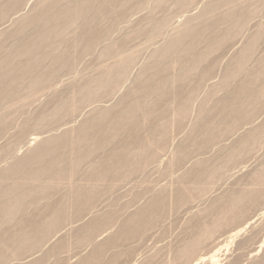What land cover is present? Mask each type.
Segmentation results:
<instances>
[{
    "label": "bare ground",
    "instance_id": "obj_1",
    "mask_svg": "<svg viewBox=\"0 0 264 264\" xmlns=\"http://www.w3.org/2000/svg\"><path fill=\"white\" fill-rule=\"evenodd\" d=\"M3 1L5 2V0H2V2ZM40 1L39 2L36 1V2L40 3ZM122 1L123 0H44L38 6L36 3L37 7H35V9H34L35 5L32 6L33 8L32 7L31 8L34 10H32V12L30 14H29V12L26 13V15H25V13L24 14L22 13V11L24 10V7H25L24 6L25 2L23 3V0H9V1H7V3L5 2L4 5L0 4V34L3 33V31L1 32V30H3L4 28L7 29V27L5 25H4V28L1 29L3 24L8 23L7 22V21H9V20H7L8 18L12 19L10 13L17 15V17L16 16L15 17L17 19H19V21H18V20H15V18H14L15 21H18V23H16V24H18L17 27L15 24V21L13 22V20H11V22L13 24H15L13 26L16 27V28L13 27L14 31L12 33L9 31L7 32L8 29L6 30V32L8 34L11 33V37H14L12 39H15V41H12L13 42L12 43V42H10L11 40H8L9 43H12L9 46L10 51L8 52V54L9 53L10 54L9 55L7 54L8 49L7 50L3 49L4 50L3 52L6 53L7 56L5 55L4 58L2 57L3 59L0 58V106H4V107L6 106V108H8V106H10V104H14V102H13L14 100L16 102L17 99L19 100V99L23 98L21 100L24 101V99H27L30 96V94L32 95L33 92L38 91V89L40 90V88L47 87L49 83H51V85H52L55 82L54 81L52 83V80L53 79L55 80V78L57 79L58 75L61 73V71L63 69L66 72H67V70H65V69H69V71H70V69H73V68H69L71 66H74V65H70V63L74 64L77 61L78 57H80V56H78V54L82 53L84 55L83 52H85V54L88 55L89 52L92 51L91 48H93L94 43L97 44L98 42H102V40L104 38L107 39L106 37H109L107 35L111 34L110 31L113 30L115 27L117 29V25L114 26V22L111 23L113 25L110 24L111 26H113V29H111V27H110V29H111L110 31L108 29V26H110V25H106L107 28L106 27L103 28L104 23L105 24L108 23V22L107 23L104 22V21H106V19L103 21V18H105V16H108L111 14L113 16L115 14V18H116L117 12L114 13L113 11H117V10L120 11L123 8ZM164 1L165 0H158L157 4L156 3L155 4L157 7H160L164 3ZM194 1H196V0H194ZM199 1H201V0H199ZM231 1H233V0H231ZM125 2L127 3V1H125ZM209 2H207V4ZM215 2L217 3V0ZM235 2L236 3L230 8V10L228 12L224 13L225 12L224 11L223 12L224 14L221 13L222 16L221 15H219L217 17L213 16L214 18L212 16H210V14L213 13V12H211V10H212L211 7H214L212 5L214 3H212V1H211L210 3H212V4L209 3V6H207V4H205L206 6L203 5L204 6L203 10L201 9V12L198 14V16L196 18V20L198 21L197 24H194V25H190V24L185 25L184 24L185 26H183V27L178 26L179 29H177L176 34H175V30H174L173 37L171 36L170 39L168 38L169 40H167L165 44L163 43L164 45H162L161 47H158V48L156 47L157 49L155 48L153 58L155 57L154 59L156 61L147 64L144 68V76L143 77L140 76L143 74L137 75L139 78L136 79V83H135V79H132L134 82L131 83L132 86L134 84L135 85L137 84L138 85V86H136L137 89H138V87H141V86H142V88H143V86L148 88L149 93L152 95V97L154 99V102H153L151 107H145L143 105V104H145L144 103L145 101L143 99L144 97H142V96L145 93L140 92V93H142V96H141L143 99V103H142L140 100L141 98L138 97L139 95L137 96V94H139V93L136 94V92H137V91H135L136 89H134V92H133V90H129L130 88H127L130 91V93H127L128 90L125 88L127 90L126 91L127 95L124 97L122 96L123 97V98L121 97L122 99L118 98L120 100V102L118 101L120 104L119 106L117 105V102L116 103L114 102L116 104V108L117 107L119 108L116 111H115V109H114V111H112L113 109L111 107L113 106V104H111L112 106L109 107L112 109L111 110L108 108V106L106 104H104L103 101L99 100L101 98H102V100L107 99V98H111V97L113 98V95H115L116 91H117V90L116 91H113V90L115 88H117V86L119 84H124V82L129 80L128 79L129 77H127L129 75L128 71H130V67L131 66L133 67L135 64L134 63V57L136 55L134 56V55L129 54V56H127V54H124V56H123V55L117 54V50L121 49V47L116 48L117 50L115 49V52L113 50V52L116 53L117 56H115L116 54H114V55L111 54V52H112L111 46L114 45V46L118 47L117 44L119 42L117 44H113V42H112L111 43L112 45L109 44L108 47L109 46L110 47L106 48L105 50L103 49L105 47H102L103 53L101 55V53L99 52V54L101 55L100 58L104 59L105 56H111L112 55L115 57L114 58L111 56L114 61L111 60L112 59L111 57H105V58H110L112 63L110 65L101 64L102 69L100 68V66L97 65V67H99L100 69L96 67V69L99 70L96 72V74H97V75H95L96 77L92 76L93 79L91 77V80L88 82V80L90 78L89 77L86 80L87 83H85V84L83 83L84 80L82 82H80V84H78V85L81 86V84H83V86L80 89L77 88V89H79L78 91L76 90V92L78 94L75 93V95H73L75 91H72L73 97L76 96V94H77L76 97L73 98L72 95L69 96L66 93V91H67L66 86L62 85L64 88H66V91L63 90V92H65L67 94V95L66 94L65 95L67 96V98L69 97V99H70L69 101L72 102L73 104H74V102H77V101L78 102L80 101L81 103L82 102L86 103L87 101H89V103L92 104V102L97 100V102L98 101H101V103L103 102V105H101V103L98 102V106H94L96 103V101H95L93 103L94 105L92 104V106H94V107L91 106V111L87 110V113L93 112L92 113L93 115L91 114V116H88V114L87 115L84 114V116L89 117V118L87 117L88 119H86V121L84 120L85 121L84 123H82L83 120L79 117L80 115H82V112H81L82 110H80V108H77L78 110H80L79 111L80 115H78L79 114L78 110H77L78 113H76V115L81 119V122H80L82 124L81 128L79 126V129L77 131L74 129H72V131L66 130V132H62V135L60 134L59 136H55V137L47 138L48 137L47 136V137H45L46 139L44 138V139H42V141L40 140L41 142H39L38 145L36 144L37 145L36 147H29V146H27L28 144L25 143L26 144L25 146L30 148V149H27V150H29L28 153L27 154L24 153L25 156H23L22 158L19 157V161H17V162L15 159H12V160H14V162L12 161L13 164L14 163L15 164L14 165L10 164L9 168L7 167L5 169V167H4L5 170L4 169L1 170V172L3 171V173L0 175V198H1L0 199V264H48V263H46L47 261H45L46 258L49 257V255H47L46 252H45L46 253L45 255H47V256H46L45 260H44L45 255L43 257L40 256V258H37L34 256L39 250V245L44 243L42 245V247H44L46 242H49L48 241L49 236L51 235L53 229H56V226H60V224H62V223L64 224L68 220V217L66 216V213H67L66 211L68 209L67 208L68 207L67 201L70 199V197L72 198V201H69V202H71V203L73 202V204L76 208L75 210L80 214H82L81 212L85 208L87 209L88 207H91L92 205L95 207L97 206V205H94L95 204L94 202H96L97 196L101 195V194H98L99 193L98 188L96 187L97 183H95L96 185H93L94 187L88 186L89 187V189H88V188L84 187L85 185H83V186L78 185L79 184L78 180H77L78 184L74 183L73 176L71 177V179H72L71 181H73V182H71L69 180L71 183H73V186L71 185V188L73 189V191L71 192V190H70V192H67L64 189L65 188V185H64L63 190L66 191L65 192L66 195H64V197H62L60 200L57 198L59 201H57V199L56 200L52 199V202L48 201L50 199L51 193L54 194L56 192V191L54 192L55 188L58 187L55 183L56 180L58 178L59 179L63 178L66 175H67V177H69L73 173L75 174L76 171L80 170V169H78V168H80L79 165L81 163H82V165H85V163H83V162H85V159L88 158L89 156L99 154V159H98L99 169L95 170L96 173L93 174L94 171L91 172L90 171L91 168H90L88 171L91 172L92 174H87L85 179H83L84 177H82V179L85 181H86V178L87 179H93L95 182H96V180L97 181L100 180L102 182L105 178L111 180V179L124 177V176L130 177V176H133L135 173L139 172L146 165H149V167L152 166V168H150L151 171L154 170L153 166H156L159 161H162V160H160L162 158L160 156L162 154V152L159 153V150H160V147L164 144L162 142H165V140H164L165 135L164 134L167 132L166 131L167 126H164L163 124H165V122H163V124H162L163 126L158 127L157 129L155 128L156 130L153 129L156 131L155 140L154 139H153V141L144 140L145 141L144 142L143 141L144 137L142 138V134H140V131L133 128V127L137 126V124H138L139 112L144 111V115H148V116H151L154 112H156L157 116H160V118L163 115L166 116L165 113H166L167 109H163V110L158 111V107H156V106H158L157 102H159V100L163 99V97H164L165 100L170 99L172 101L173 100L177 101V103L176 102L175 103L178 106H176L174 109L176 111V115H175L176 117L175 118L177 119L178 123L183 122V120L187 116L190 102L192 101V98H194L196 95L195 92L197 89V85L195 86L194 83L193 84L196 87V89L192 88L188 91L185 89L186 88L188 89L190 86H187L186 88H184L186 83L189 81V79L193 78V77L190 78L191 73L193 75V72H191V71L195 70L196 68H200V67L202 68L203 65L200 66L202 64V62L204 64V60L207 59V56L213 55L214 52L216 54V51H218V52L220 51V55H225V54L227 55V53L229 51L235 49L234 47H235L236 43H238V42H236L237 41L236 39H238L237 35L238 34L240 35L241 32H243L246 29L245 27L247 25V20L253 14V12L251 11L252 9L250 11H247L246 9H248V8L245 7L246 8V9L244 8L246 10L245 11L242 8V4L238 0H236ZM34 3H35V1L33 2V4ZM121 3H122V5H121ZM130 3L128 2L127 5ZM134 4H135V2H134ZM137 4H135L136 7H137ZM141 4L143 5V2ZM189 4L192 5V0H179V3H178V5H180V9H182V8L185 9V7H187ZM221 4L223 5L225 3H221ZM240 4H241V6H240ZM61 5H63V6H61ZM210 5H212V6H210ZM231 5H232V3H231ZM130 6H134V5L130 4ZM130 6L129 5L127 6L128 10L130 9ZM138 6H139V4H138ZM125 8L126 7H124L123 10H125ZM138 8H136V9H138ZM140 8H142V6ZM214 9L215 8H213V11L215 13L216 10H214ZM29 11H31V9H29ZM125 11H126V13L128 12L127 10H125ZM122 12H120V15L118 14L119 17L122 16ZM152 12H151V14H152ZM123 14H125V13L123 12ZM128 14H126V15H128ZM151 14H149V16ZM7 15H9V16L6 19ZM153 16L148 17V14H147V18H149V19L146 18L147 24L146 23H145L146 25L144 24L146 31L143 29L140 30V28H138L137 30L135 29L136 30L135 33H138L139 36H140V34H141V36L143 34H145L148 36V38L151 39V41H152V38L150 36H152V34L155 33L156 31L157 32L160 31L163 28V24H164L163 22H162L163 24L161 23V21L163 19L161 21L160 20L158 21L159 23H161V24H159L158 22H156L157 20L156 21H155V19L153 20ZM215 16H216V14H215ZM151 17H152V20H151ZM122 19L123 18L120 17V20H122ZM116 20H118V18ZM116 20H115V22H116ZM120 20H119V22H120ZM143 20H145V19H143ZM152 21H155L158 24H156L155 22L153 23ZM223 21L224 22L230 21V24L229 25L225 24V27H223L224 26ZM79 22L80 23L82 22L81 23L82 27L80 26L81 27L80 29H79V26H76V25H79ZM189 22H187V23H189ZM101 23H103V24H101ZM117 23H118V21H117ZM141 24L142 23H140V25ZM179 24H181V23H179ZM191 24H193V23H191ZM221 24H223V25L221 26ZM7 25H9V24H7ZM144 25H142V27ZM147 25H148V27H146ZM75 26L78 27L79 32H80V35H78L77 40L74 38V36L76 35V32L78 31V30L77 31L73 30V27H75ZM11 27H12V25H11ZM166 27H168V26L166 25ZM257 27L258 28H256L257 29L256 33H254L253 35H251L249 37L245 46L243 45L244 47L240 48V50H237V49H236V51L234 50V53L235 54L237 53V55H235V58L233 57L234 59L232 60V62H230V64H229V62L227 63L229 65L226 64V67L227 66L228 67L227 68L225 67L226 71H224V73H223L224 74V76H222L223 78H221V80L218 82L219 84H216L215 86H214L215 83L210 84L211 86L213 85L214 87L210 86L211 90L209 89L210 93H208L209 98H213V96H214L213 99H216L215 98V94H216L215 92H217L219 90H221V91L226 90V93L228 94V96L226 98L224 97L225 100H223L224 98L223 99L221 98L222 101L219 98H217L219 100H216V101H218V102L221 101V103L217 102V106L214 108V110L213 109L212 110L206 109L205 104L200 105V107H199V110H198L199 115L197 114L199 116V119L197 116L198 121L196 120L197 123L195 124L191 133L189 134L190 136L186 137L188 140L187 139L186 140L188 141V143L189 142L192 143L193 154L195 153V154H197V156L205 153L206 151H208L212 147H214V149H215L214 151H216V149H217V151L215 152V155H213L211 158H207V157L202 158V156H200L199 158H197L194 161H192V159H191V161L193 163L192 170L189 173H187L186 176L181 178V182L178 185L177 191H175L177 193V196H174V198L176 197L175 198L176 200H174L176 202L174 204H177V205L182 204L183 202L186 201V199H188L187 196L193 197V195H194L195 197H197L199 195V193L201 191H203L207 185L210 184V182H214V181L220 179L222 176H224L225 173L229 172L230 170H233L234 168L238 169V167L235 165L238 164L239 162L241 165L243 160L246 161V158H247L246 162L249 161V163H250V161L251 162L254 161L256 163V166L252 172H247V173H245V176L243 175V177H244L243 182L241 179L240 180L241 183L239 181L238 182L239 184L236 185L239 189L238 191H236V190H235L236 192L233 191L234 190V188H233L232 192H231V191H229L230 189H228L226 194H224V196L222 194V196H220L219 198L217 197V199H214L216 201L214 203H212V205L210 204L211 206L209 205L210 207L208 206L206 210L204 209L205 211H203V213H202V210L200 211L202 215L199 214V215H201V217L197 216V219L203 218L205 216V215H203L205 212L207 218H205L206 220H204L205 221L204 224H202L200 222L199 223L196 222L197 219L194 221H191L192 218H194V217H192V218L190 217L191 225L193 223V226H197V229L195 227L193 228V230L194 229H196V230L194 232L195 234H193V237L191 236L192 239L191 240L189 239L190 241L185 240L186 243L183 242L185 244L182 243L181 246H179L178 248L175 247L177 249L175 250V252L173 254V256H174L173 262L176 264H201L203 262L206 264H218V262H219L218 258L220 256L219 254L227 248V246H228L227 243H231V241L234 240L236 237H238L248 226H254L255 224H258V222L260 220L264 221V156L263 157H257L254 155L256 153L254 151L255 147L258 146L259 144H261V142L264 143V57L257 59L255 66L251 67V65H250V61L254 56V52L256 50L257 45L259 44V42L261 43L262 40L264 41V39H263L264 38V24L259 25ZM8 28L11 29L10 26H8ZM5 29H4V31H5ZM69 29L74 31L75 35L73 36V40H71L72 37L69 39V37L65 35L66 32L68 33V31H66V30H69ZM74 29H76V28H74ZM116 29H114V30H116ZM166 30H167V28H166ZM142 31H144V32H142ZM70 32H72V31H70ZM63 33L66 36V38L68 37L67 39L69 42H70V40L72 42H74V40H76L74 44L72 42H70V43H72L71 45H72V48H74V52H75V50L77 51L78 54L75 53L77 57L69 49V51L71 53H73L72 55H74V57L77 58V59L73 58V60L75 62L74 61L70 62L71 55L69 56V52L67 51L68 48L66 49V52H68V53H63V51H61L62 55H58V56L54 55V53L57 54V51L60 50V48H62V46H61L62 42L66 40V38L63 39L64 38ZM155 34H154V36H156ZM3 35H6V34L3 33ZM67 35H69V34H67ZM132 35H131V37L133 38L134 35L133 36ZM8 36H7V39L9 38ZM147 36L146 37L143 36V37L147 38ZM154 36H152V37H154ZM203 36H206L207 41H208V42L206 41L207 42V46L205 45L206 48L202 51H199V50L195 51L194 49L198 48L197 45H200V43H201L200 39ZM3 37L6 38V36H2V34H1V36H0V53H1V47H3V48L7 47V45H6V47L3 46V45H5V43L3 44V41H4L2 39ZM126 37H127V35H126ZM128 38H130V37H128ZM134 39H135V36H134ZM202 39H204V37ZM55 40H57V42L59 41L61 44L60 43L55 44V42H56ZM8 41H5L6 44H9V43H7ZM52 42H53V44H52ZM65 42H67V40ZM120 42H121V40H120ZM206 42H203V43H206ZM103 43H104V41L102 42V44L100 43V47L103 45ZM124 43H125V41H124ZM155 43H156V41H155ZM64 44L65 43L63 42V46H66ZM160 44H161V42H160ZM53 45L56 46L55 52H54L55 47H52ZM57 45H58V47H57ZM98 45H99V43H98ZM120 45L123 46L122 43H120ZM95 46H97V45H95ZM114 46H113V49H114ZM67 47L71 48V46H67ZM65 48H63V49H65ZM122 49H124V48H122ZM93 51H94V49H93ZM121 51L122 50H120V52ZM61 52L58 51V54H60ZM212 52H213V54H212ZM135 53H136V51H135ZM234 53H233V55H234ZM82 54H80V55L83 56ZM121 54H123V53L121 52ZM215 54H214L213 58L215 57ZM216 55H218V53ZM226 55L224 57H226ZM102 56H104V57H102ZM150 57H152V56H150ZM218 57H220V56H217V58L215 57L214 59L212 57L211 58L214 60L213 62H216V59H218ZM224 57L221 56V58H224ZM153 58H151V59H153ZM211 58L209 59V57H208L207 60H210L212 62ZM221 58H219V59H221ZM11 59L14 61L10 63L9 61ZM183 59H187V61L189 60V62H190L189 68L188 69H180L179 71H177V72H179V73H177V75L174 74V76H172L171 75L172 74V72H171L172 68L177 67V65H179L181 62H183L182 61ZM205 62H206V60H205ZM68 64L70 65L69 67L67 66ZM144 64H146V63H144ZM182 64L180 66H183ZM206 65H208V64H206ZM216 65H217V63H216ZM142 66L144 67V65H142ZM212 66H213V68H209L206 70L204 69V73H203L202 77L200 75H197V76H200L199 80L201 78L202 79L204 78V80L201 79L202 80L201 83H203L205 81V77H209V75L212 74L211 69H214V64ZM64 67H66V68H64ZM202 69H200V70L202 71ZM64 71H62V73ZM142 72L143 71L140 70V73H142ZM170 72H171V74H170ZM93 74H95V73H93ZM201 74H202V72H201ZM241 75H244L243 82H240V85L238 87L229 89L230 82L233 80H236ZM26 79H28L27 81L29 83H27V81H26L23 84L24 86L26 84H28V86L26 85L27 86V93H26V91H25L26 89H25L24 90L25 95H24L23 93L20 92V90H22V88H26V87H22L23 85L21 84V83H23L22 81H24ZM196 79H197V77H196ZM196 79H194V80H196ZM209 79L211 80V78H209ZM132 80H130V81H132ZM190 81H189V83H190ZM197 81H198V79H197ZM70 82H71V80H70ZM77 82L74 85L75 88H76V86H78V85H76ZM211 82H212V80H211ZM70 84H69V86H70ZM124 85H126V84H124ZM199 85H202V84H200V82H199ZM136 87H133V88H136ZM75 88H74V90H75ZM33 89H35V91ZM54 89H55V91L58 90V88H54ZM118 90H119V88H118ZM227 90H228V92H227ZM52 91H53V89H52ZM55 91H54V95L57 92V91L56 92ZM112 92H114L115 94H112ZM143 92H144V90H143ZM60 93L58 92L56 95L60 99H58L56 96L55 97L53 96L54 98H56V101H58V100L64 101L61 98H63V97L65 98V96L63 95V93L62 94H60ZM118 93H120V92H118ZM149 93H148V96H150ZM21 94H23L24 96L23 95L21 96ZM33 95H35V94H33ZM62 95H63V97H62ZM110 95H112V96H110ZM116 96H118V95H116ZM54 98L50 99V100H53L51 102H54V100H55ZM75 98H77L78 100L77 99L75 100ZM146 98H147V93H146ZM110 100L107 99L106 102H108ZM25 101H27V100H25ZM61 101H59V103ZM55 102H54V104H55ZM67 102H65V103H67ZM169 102H171V101H169ZM57 103L58 102H56V104ZM65 103L61 104V105L64 104L63 106L66 107V108L63 107V109L61 108L62 114L65 113V115L68 116V114L71 113V115H69L70 117H68V118L66 117L67 118L66 120L70 121L71 116L73 117V115L75 114V111L73 109L75 108L77 103L75 104L73 109H72V105H73L72 103H71V105L69 104L70 105L69 107L66 106ZM99 103H100V105H99ZM54 104H52V105H54ZM78 104H79L78 106L80 107L81 104L80 103H78ZM86 105H84V108ZM12 106H14V105H12ZM16 106H17V104H16ZM16 106H14V107H16ZM57 106H58V108L55 107L56 110L59 109L60 105H57ZM10 107L8 108V110L10 109ZM82 107H83V105H82ZM1 108L3 110V107H1ZM6 108H4L6 110V112L1 111V109H0V114H1V112H3L0 116V130L3 129V131L4 130L7 131V129H4V128L8 127V125H9V124L8 125L6 124L8 121L7 122L5 121V119L7 120V118H8L5 115V113L9 112V111L7 112ZM44 108L45 107H43V108L41 107L40 109L43 110ZM156 108H157V110H156ZM176 108H177V110H176ZM11 110H10V112H11ZM51 110H50V112H53ZM57 111H60L59 113L62 116L61 110H57ZM72 111L74 112V114ZM45 112H44V114H46V115L50 113V112H48V113L47 112L45 113ZM54 112H55V110H54ZM59 113L58 114H52L51 113L52 115H54L53 116L54 118L52 117L53 121H52V118L50 119V117H49V119L52 121L51 122L52 125H53V122L56 121L55 117L60 116ZM3 114L5 115V119H4ZM13 114H14V112H13ZM44 114L42 112H41V115L38 113V116L40 115L39 120H38V118L35 117L36 120L34 119V121L38 120L39 121L38 124L40 123L42 126H44L46 124V122H45L46 116ZM7 115H10V114H7ZM157 116H153L152 121L155 122L157 119ZM163 119H164V117H163ZM27 120H26V122H27ZM47 120H48V118H47ZM58 120H60V119H58ZM43 121L45 122L44 125H43ZM60 121H59V124L61 123ZM28 122H30V120ZM51 123H49V124H51ZM57 123H55V124L57 125ZM68 124H69V122H68ZM5 125H7V126L4 127ZM24 126H21V127H24ZM37 127H40V126L36 125V129H37ZM65 127H67V125H65ZM27 128L26 127L22 128L21 134L27 132L26 131V130H28ZM71 128H73V127H70L69 130H71ZM31 129H32V127H31ZM33 129L31 131L35 130V129L34 130ZM37 130H40V129H37ZM41 130L38 132V134H40ZM153 130L151 131L152 136H154ZM3 131H1V132L3 133ZM15 134H16V132H15ZM21 134L19 133L17 135L20 136ZM1 135H3V134H1ZM17 135H16V137L18 138ZM25 135H23L24 139H25ZM40 135L42 137V132ZM40 135H38V136L40 137ZM195 135L200 136V140L193 139V137ZM49 136H51V134ZM28 137H29V135H28ZM39 137H38V139H40ZM91 137H92V139H91ZM117 139H119L121 141L117 142ZM90 140H91V142L89 143ZM19 141H20V139H19ZM26 141L27 140H25V142ZM33 141H39V140H37V136L34 135L31 139H29L28 143L29 142L32 143ZM155 141H157V142H155ZM187 141L186 142L183 141V142L187 143ZM16 142H18V141H16ZM35 143H37V142H35ZM87 143H89V144H87ZM84 145H88V146L85 148ZM132 145H134L136 147H133ZM154 145H156L155 147H157V148L159 147V149H156V148L153 149ZM131 146L133 149L134 148H136V149H134V151H130ZM261 146H262V144H261ZM261 146H259V147H261ZM81 147H83L85 149H82ZM31 148H33V149H31ZM257 149L258 148L256 147L255 150H257ZM163 151H164V149H163ZM174 151H176V150H174ZM252 152H255L253 154L254 155L253 157L251 156ZM173 155H175L174 156L175 158L172 157L173 161L171 162V165L184 163V161H186L188 159V156L183 153V144H182V146H180L178 148V150L176 151V154H173ZM203 157H205V156H203ZM16 159L18 160L17 157H16ZM162 159H164V158H162ZM92 160H94V158ZM92 160H89V161H92ZM244 161H243V163H246ZM63 162H65V164L61 165V166H64V167H60V164H62ZM86 162H88V161H86ZM93 163L94 162H92V164ZM185 163H187V162H185ZM85 166H87V165H85ZM85 166H84V168H86ZM92 166H94V164ZM95 166H96L95 168L97 169V165H95ZM81 168H83V167L81 166ZM228 168L229 169L232 168V169L228 170ZM241 168H243V167H241ZM239 169H238V171H239ZM84 172H86V171L84 170ZM146 172H147V170H146ZM78 173H80V171ZM78 173H76L75 175H78ZM142 173H143V171H142ZM81 175L82 174L80 173V175H79L80 178H78V179H80V181L82 180ZM23 176H24V178H23ZM19 177L26 179L25 184H23V185L25 186L27 184L26 185L27 187L25 186V188H23L22 183L24 181L21 182L19 180L20 179ZM22 178H21V180H22ZM169 178H171V177H169ZM65 179H63L64 183H65ZM182 179H184V181H182ZM35 180L37 182H40L39 180H42L40 185L36 182L38 184V185L36 184L37 187L32 184V183H34L32 181H35ZM93 180H92V182H94ZM30 181H31V184L35 187L30 188L31 187L30 186L29 187L30 190H27V189H29L28 183ZM69 181H66L67 184L65 183L66 188H68L70 186ZM105 181H107V180H105ZM26 182H28V183H26ZM59 182H61V180H59ZM86 182H90V184L92 183L91 180L90 181L87 180ZM86 182H85V184H88ZM57 183H58V181H57ZM62 183H59V184H61V186H62ZM83 184H84V182H83ZM98 185H99V183H98ZM101 185L103 186V184H101ZM58 188H56V189H58ZM22 189H24V190H22ZM60 189L61 188H59L58 191H60ZM102 189H103V187H102ZM151 190L152 189L150 188V191ZM68 191H69V189H68ZM10 192H12L13 194L15 192V195H13ZM38 192L40 193L39 194L40 196L38 195L40 198H42L41 197L42 194H44L45 196H47V194H48L49 196H47V197H49V198H46V201L44 200V202L42 201L45 204H42L43 206L40 208L39 207L40 204H38L39 203V201H38L39 197L37 196L36 198L31 200L33 205L31 203L30 204L32 207H30L28 204V206L30 208H33L34 204H36L33 201L37 200L36 202H38L37 203L38 207L36 210H35L36 207L33 209L36 212L35 213L32 212V214H30L31 212H29L28 214L26 212L24 213V211H26L29 208L28 207L24 211L22 210L23 205L27 206L25 204V202H26V200H28L30 198L28 195L31 196L32 194H34V193L37 194ZM59 193H61V192H59ZM68 193L69 194L71 193L70 194L71 196L68 195ZM165 193H166L165 189H163L161 187V189L159 191L153 192L152 195L149 194V195H151L149 202L145 203L141 207V209H139L138 211H136L132 214H128V216H126V219L123 218L125 220L124 221L122 220L123 221L122 227H121V230L119 229V232L117 231L118 233L115 232L114 234L107 237L106 239L104 238L103 242L96 243L95 246L93 244H90V245L94 246V247L92 246L93 250L90 251L91 253L88 254L87 256L80 257L79 262L75 263V264H105L108 261L107 259H106L107 261L104 259V255H105L104 252H105V250L107 251V249H106L107 247L115 248L118 244L119 245L123 244L124 242H127L128 240L129 241L131 239L133 240V238L136 239V237H139V235H141V233L148 230L150 227L152 228V226L154 224H156L157 221H160L164 216V212L166 210V202H167L166 201L167 196H165ZM190 193L193 195L190 196ZM7 194H9V195L12 194V196H10V198L7 199L8 198V197H6ZM9 195H7V196H9ZM3 196H5L7 200L6 199L2 200ZM33 196L35 197V194ZM31 198H33V197L31 196ZM66 198H69V199L66 200ZM42 199H44V197ZM39 200L41 202V199H39ZM53 200H55L56 202H54ZM95 207H92V208H95ZM189 207L190 206L188 205V207H185V208L189 209ZM193 208H195V206L192 208L190 207L189 210L191 211V209H193ZM21 210L23 212H21ZM89 210L90 209L88 208V210H86V211H88V213L90 212L89 214H91V215L93 212L92 210L95 211V209H91L90 211ZM86 211H83V212H86ZM187 212H189V211H187ZM198 212L199 211H197V213ZM68 214H69V212H68ZM86 215H88V214L86 213ZM102 215L103 214H101V216ZM112 215H115V214L113 212H110L106 216L103 215L105 217L101 221L98 219L99 218L98 217L97 220H99V222L95 223V221H93V222L91 221V222H87V223H90L89 225L86 223V225L84 224L85 226L84 225H82V227L79 226L78 227L79 230L77 229L78 238L75 237V235H77V234H75L76 229L74 228L73 232L75 235L72 234L71 236H74L73 238L76 239L77 243L78 242L84 243V244L85 243H95L96 240L94 238L95 237L94 231L97 229L100 230L101 228L102 229L104 228L105 231H107V229H110V227L109 228H105V227H108V225L110 226V224H112L111 223L112 222L111 219L113 217ZM94 216H95V214H94ZM78 218H80V217H78ZM91 219H95V218H91ZM200 219H199V221H200ZM77 221H79V220H77ZM13 222H15L21 226L16 228L17 226L16 227L12 226ZM9 223L11 224V228L14 227V228H12L13 230L11 228H9L8 226H6ZM68 224L71 225L70 223H68ZM262 224L264 226V222ZM262 224H261V227H262ZM5 226H6V228H5ZM62 226L63 225H61V227ZM1 227L3 229H1ZM188 228H190V227H188ZM223 228H225V229H223ZM220 229H223L222 232L224 234L226 233L224 235L225 237H223V239H219L218 237H215V234ZM56 231H57V229H56ZM95 232L97 233V231H95ZM58 233L56 232V234H58ZM223 233H221V234L223 235ZM227 233H228V235H227ZM54 235L55 234H53L51 237L53 238ZM262 236H263L261 238L262 240L260 241L258 247L254 248L251 251L252 256H256L257 253L259 252V250L263 247V244H264L263 232H262ZM207 239L210 240L208 248L206 250H204V254L199 253V251H198L199 248L204 244L205 240H207ZM50 240H52V239L50 238ZM61 242H63V241H61ZM57 243H58V241H57ZM178 243H180V242H178ZM55 245L53 247H51V245H49L51 247L49 253L51 252L53 254L54 253L57 254V251L59 249V245L58 246H55ZM87 245H89V244H87ZM62 247H65V246H62ZM65 248H67V247H65ZM166 248H168V247H166ZM28 249H30L31 251H29ZM43 249H41V250H43ZM26 250H28V251H26ZM162 250H163V248H162ZM25 251L27 253H24ZM45 251H48V249H46ZM160 251L161 250L158 249L159 255L158 254H156V255L147 254L146 257H144L146 253L145 254L143 253L144 255L141 254L143 256H141L139 254L140 259L143 260L140 262V264H161V263H163L161 261L162 259L158 258V257L163 256L162 253L160 254ZM6 252L9 253L10 257H9V255L7 256L9 258H7V257L4 258V254ZM59 252H61V251H59ZM135 252H137V251H135ZM40 254L42 255V253H40ZM61 254H62V252H61ZM36 256H37V254H36ZM105 257H106V255H105ZM141 257H143V258H141ZM50 258H52V257H50ZM77 258H79V256ZM166 258H167V256H166ZM169 258L170 257H168V260H169ZM121 259H122V253L121 252H114L110 257V260H109L110 262L109 261L108 262H109V264H122V263H120ZM55 260H56V258H55ZM103 260H105L104 261L105 263L103 262ZM57 261L60 262L59 260H57ZM136 261H138V260H135V261L132 260L130 262L126 261L127 263H125V264H137L138 262H136ZM121 262H123V261H121ZM59 264H61V263H59ZM250 264H252V263H250ZM253 264H264V258L260 262L259 261L253 262Z\"/></svg>",
    "mask_w": 264,
    "mask_h": 264
},
{
    "label": "rangeland",
    "instance_id": "obj_2",
    "mask_svg": "<svg viewBox=\"0 0 264 264\" xmlns=\"http://www.w3.org/2000/svg\"><path fill=\"white\" fill-rule=\"evenodd\" d=\"M1 2H0V4H2V5H4L5 4V2L7 3V1H9V0H5V2L3 1L2 2V0H0ZM35 1V3L33 4V2ZM39 2L40 0H23V3H24V10L22 11V13L24 14L25 13V15H26V13H28L29 12V14L32 12V10H34L35 9V7H37L40 3H42L44 0H41L40 1V3H37V2ZM125 1H127V3L129 2H131L130 4L132 5H134L135 6V4H139V6H138V4H137V7L136 8H138V9H136L134 6H130V4H128L129 6H130V11L128 10V8H127V3L125 2ZM123 0L122 1V3H123V8L124 7H126L125 8V10H127L128 12L126 13V11L125 10H123V8L121 9L125 14H123V12L120 10V11H118L117 9V11H113L114 13L115 12H117L116 14L118 15H120V12H122V16H120L121 18H123L122 20H120V17H119V15L117 16L116 15V18H115V14H114V16L112 15H108V16H105V18H103V21L106 19V21H104V22H108L107 24H105L104 23V25H103V28L104 27H106V25H110L112 22H114V26L115 25H117V29H116V27L114 28V29H116V30H114L113 29V26H111V25H113V24H111L110 26H108V29H109V31L111 30V29H113V30H111L110 31V33L111 34H109V35H107V36H109V37H106L107 39H103L102 40V42L104 41V43H103V45L100 47V43L102 44V42H98L99 43V45H98V43L97 44H95L94 43V46H93V48H91L92 49V51H93V49H94V51L92 52V51H90L89 52V54L87 55V54H85V52H83L84 53V55L82 54V53H80V54H82L83 56H81L80 54H78L77 53V51L75 50V52H74V48H72V43L74 44L75 43V41L77 40V38H78V35H80V32H79V29L82 27V22L80 23L79 22V25H76V26H79V29H78V27H73V30L74 31H77L76 32V35L74 34V31L73 30H66V31H68V33L66 32L65 33V35L66 36H68L69 37V39L72 37V39L71 40H73V36H74V38L76 39V40H74V42H72L71 40H70V42H72V43H70L69 41H68V37L66 38V36L64 35V33H63V39H65L66 38V40H67V42H65V41H63L65 44L64 45H66V46H63V42H62V44L58 41L57 42V40H55L56 42H55V44H58V43H60L61 44V46H62V48H60V50H58L59 52H61V51H63V53H68L69 52V56L71 55V59H70V62L72 61H74L73 60V58L74 59H77V58H75L74 57V55H72L73 53L75 54V53H77L78 54V56H80V57H78V59H77V61L74 63V64H71L70 63V65H74V66H71V67H69L70 65L68 64L67 66L69 67V68H73V69H70V71H69V69H65V70H67V72L66 71H64V69L62 70V71H64L63 73H62V71H61V73L58 75V77H57V79L55 78V80L53 79L52 80V85H51V83H49L48 84V88L47 87H43V88H40V90L38 89V91H35V89H33L35 92H33V94H35V95H31L30 94V98L28 97L27 99H24V101L23 100H21V99H23V98H21V99H17L16 100V102H15V100L13 101L14 102V104H10V106H8V108L10 107V109L8 110V108H6V106L4 107V106H0V109H1V111H5L6 112V110L4 109V108H6L7 109V112L8 113H5V115L8 117L7 118V120L5 119V115H4V119H5V121L7 122H5L7 125H8V127H6L7 125H5L4 127H6V128H4V129H7V131L6 130H4L3 131V129L2 130H0V175L3 173V171L1 172V170L2 169H4V167H5V169L8 167L9 168V166H10V164H12V165H14L13 164V162H14V160H12V159H15L16 160V162L17 161H19V157L20 158H22L23 156H25L24 155V153L25 154H27L28 153V151L29 150H27V149H30L29 147H36L38 144H39V142H41L42 141V139H44L45 137H47V138H49V137H55V136H59L60 134L62 135V132H66V130L67 131H72V129H74V130H78L79 129V126H80V128H81V126H82V124L80 123L81 122V119L83 120V122L82 123H84L85 121H86V119H88L89 117L88 116H91V114L93 113V112H88L87 113V110L88 111H91V106H92V104L96 101V103H95V105L94 106H98V102H100L101 103V101H103L104 102V104H106L107 106H108V108L110 107V106H112L111 104H113V106L111 107V108H109V109H111L112 111H114V109H115V111L117 110V109H119L118 107L116 108V102H117V105L119 106L120 104H119V102H120V100L119 99H122L124 96H126L127 95V93H130V91L129 90H133V92H134V89H136L135 91H137L136 92V94L137 93H139V94H137V96L138 97H140L139 99L141 100V102L143 103V99H144V103L145 104H143L145 107H151L152 106V104H153V102H154V99H153V97H152V95L149 93V91H148V88H146V87H144L143 86V88H142V86L141 87H138V89H137V87L136 86H138L137 84L135 85H133L132 86V84L131 83H133L134 81L132 80V79H135V83H136V79L137 78H139L137 75H139V74H143V75H140L141 77H143L144 76V68H145V66L147 65V64H149V63H152V62H154V61H156L154 58H153V56H154V51H155V48L157 47H161L162 45H164L165 43H166V41L167 40H169L170 38H171V36L173 37V34H174V30H175V34H176V31H177V29H179L178 28V26L179 27H183V26H185L186 24H190V25H194V24H197V20H196V18H197V16H198V14L201 12V9L203 10V8H204V6H206L205 4H207V2H211L212 1V3H214V4H212V3H210V4H212L214 7H211L212 8V10H211V12H213V13H211L210 14V16H214V17H217V16H219V15H221L222 16V14L221 13H223L224 11V13H226V12H228L229 10H230V8L236 3L235 1L236 0H233V1H231V0H217V3L215 2L216 0H201V1H199V0H196V1H194V0H192V5H188L187 7H185V9L184 8H182V9H180V5H178V3H179V0H165L164 1V3L160 6V7H157L156 6V4H157V2H158V0ZM140 3H139V2ZM224 1V2H223ZM241 4H242V8L244 9L245 7L246 8H248V9H246L247 11H250L251 9V11L253 12V14L249 17V19L247 20V25H246V29L243 31V32H241V34L239 35H237V37H238V39H236L237 41L236 42H238V43H236V45H235V49H233V50H231V51H229L228 53H227V55H226V57H224L225 55H220V51L218 52V51H216V54L218 53V55H216L215 54V52H214V54H215V57L217 58V56H220V57H218V59L219 58H221V56L222 57H224V58H221V59H216V62H213L214 60V58H213V56H214V54H213V52H212V54L213 55H210V56H207V59H208V57H209V59L211 58V60H212V62L210 61V60H207V59H205L206 60V62H205V60H204V64H203V62H202V64L200 65V66H202V68L200 67V68H196L195 70H192L191 72H193V75H192V73H191V75H190V78L191 77H197V79H198V81L200 82V84H202V85H199V82L197 81V79H196V77L194 78V79H196V80H194L193 78H191V79H189V81H190V83H189V81L186 83V85H185V87L184 88H186L187 86H190L188 89L186 88L185 90H190V89H192V88H195L196 89V85H197V89L199 90H197L196 89V92H195V97L194 98H192V101L190 102V105H189V110H188V113H187V116L185 117V119L183 120V122L182 123H178V121H177V119L175 118L176 116V111L174 110L175 109V107L176 106H178L176 103H177V101H172V100H170V99H168V100H165V98L163 97V99H161V100H159V102H157L158 104V106H156V107H158V111H160V110H163V109H167V111H166V116H162L161 118H160V116H157V114H156V112H154L151 116H148V115H144V111H140L139 112V118H138V124H137V126H135V127H133V128H135L136 130H138V131H140V134H142V138L144 137V139H143V141L144 140H146V141H148V140H150V141H153V139L155 140V138H156V136H155V133H156V129L158 128V127H161V126H167L166 128H167V132L164 134L165 136V142H162V143H164L161 147H160V150H159V153L160 152H162V154L160 155L162 158H164V159H160V160H162V161H159L158 162V164L156 165V166H153L154 168V170L153 171H151V169L150 168H152V166H150L149 167V165H146L144 168H142L139 172H137V173H135L133 176H130V177H126V176H124V177H119V178H115V179H102L103 181L101 182L100 180L99 181H97L96 180V182L93 180V179H87L86 178V181L87 180H91V182H92V180L94 181V182H92L91 184H90V182H86L85 180H83V179H85V177L87 176V174H92L91 172L92 171H94L93 172V174H95L96 173V171L95 170H98L99 169V165H98V159H99V154L97 155H93V156H89L88 158H86L85 159V162H83V163H85V165H87V166H85V165H82V163L79 165V167L80 168H78V169H80V170H78V171H76L75 172V174L76 173H78L79 171H80V173L82 174L81 175V179H82V177H84L81 181H80V179H78V178H80L79 177V175H80V173H78V175H75L74 173L71 175V176H69V177H67V175L66 176H64L63 178H58L57 180H56V185L59 187V188H61L60 189V191H58L59 190V188L58 187H56V188H58V189H56L55 188V190H54V194H52L51 193V196H50V199L48 200L49 202L51 201L52 202V199H61L62 197H64V195H66V191L67 192H70V190H71V192L73 191V189L71 188V185L73 186V183H71V182H73V181H71L72 179H71V177L73 176V180H74V183H76V184H78V185H85L84 187H86V188H88L89 189V187L88 186H93V185H96L95 183H97V185H98V183H99V185L97 186L96 185V187L98 188V194H101V195H98L97 196V198H96V202H94L95 204L94 205H97L96 207L95 206H91V207H88L90 210L91 209H95V211L94 210H92L93 212H92V215L91 214H89L88 213V211H86V210H88V208L86 209H84L83 211H86V212H81L82 214H80V213H78L75 209V206H74V204H73V202L71 203V202H69V201H72V198L70 197V199L69 198H66V200L67 199H69L68 201H67V204H68V209H67V213H66V216L68 217V220L66 221V223H62V224H60V226H56V229H57V231H56V229H53V231H52V233H51V235L49 236V242H46V244H45V246L44 247H42V245L44 244H41V245H39V250H38V252L36 253L37 254V256H36V254H35V256L34 257H37V258H40V256H44L46 253H47V255H49V257H47L46 258V256L47 255H45L44 256V260H45V258H46V260L45 261H47L46 263H48V264H59V263H61V264H75V263H78L79 262V260H80V257H84V256H87L88 254H90L91 252L90 251H92L93 249H92V246L94 245L95 246V244L96 243H101V242H103L104 241V238L106 239L107 237H109V236H111L112 234H114L115 232L116 233H118L119 232V229L121 230V227H122V222L126 219V216H128V214H132V213H134V212H136V211H138L139 209H141V207L145 204V203H147V202H149L150 201V197H151V195H152V193L153 192H157V191H159L160 189H161V187L163 188V189H165V191H166V193H165V196H167L166 197V210H165V212H164V216H163V218L160 220V221H157L156 222V224H154L153 226H152V228L150 227L148 230H146V231H144L143 233H141V235H139V237H136V239H134L133 238V240L131 239L130 241L128 240L127 242H124L123 244H118L115 248H113V247H107L106 249H107V251L105 250V252H104V254L106 255V257H105V255H104V259L106 260H110V257H111V255L114 253V252H121L122 253V259H121V261H123V262H121L120 261V263H122V264H125V263H127L128 261L130 262V261H132V260H138V261H136V262H138L139 264H140V262L141 261H143L142 259H140V255L141 254H145V256L144 257H146V255L147 254H154V255H156V254H158L159 255V252H158V249L159 250H161L160 251V254L162 253V255L163 256H161V257H158V258H161L162 260V262L163 263H161V264H176V263H174L173 262V254H174V252H175V250L179 247V246H181V244L183 243V242H185L186 243V241L188 240V241H190L191 239H192V237H193V234H195L194 232H195V230L197 229V226H193V223H192V225H191V223H190V217L192 218V217H194V218H192V220L191 221H194V220H196L197 219V216H200L201 217V210H202V213H203V211H205L206 209H207V207L211 204L212 205V203H214L216 200H214V199H217V197L219 198L220 196H222V194H223V196H224V194H226V192H227V190L228 189H230L229 191H231L232 192V189L234 188V190L233 191H238L239 189H238V187L236 186V185H238L239 183V181L242 179V182H243V175L245 176V173H247V172H252L253 170H254V168H255V166H256V163L254 162V161H250V163H249V161L248 162H246L247 161V158H246V161H244V162H246V163H243V161H242V163H241V165H240V162L238 163V164H236L235 166H237L238 167V169H239V171H238V169L236 168H234L233 170H230V169H232V168H228V170H230L229 172H227V173H225L224 174V176H222L220 179H218V180H216V181H214V182H210V184L209 185H207L206 187H205V189L203 190V191H201L200 193H199V195L197 196V197H195L193 194H191L190 193V196L191 195H193V197H189V196H187L188 197V199H186V201L185 202H183L182 204H174L176 201H174V200H176L175 198H174V196H177V193L175 192V191H177V188H178V185L180 184V182H181V178L182 177H184V176H186V174L187 173H189L191 170H192V167H193V163H192V161H194V160H196L197 158H199L200 156H202V158H211L213 155H215V152L217 151V149H216V151H214L215 149H214V147H212L211 149H209L208 151H206L205 153H203V154H201V155H199V156H197V154H193V147H192V143L191 142H189L188 143V139L186 138V137H188V136H190L189 134L191 133V131H192V129H193V127L195 126V124L197 123V121H198V119H199V112H198V110H199V107H200V105H206V109H208V110H214V108L217 106V102L218 101H216V100H221V98L223 99L224 97L226 98L227 96H228V94L226 93V90H224V91H221V90H219V91H217V92H215L216 94H215V98L216 99H213L214 98V96H213V98H209V95H208V93H210V90H211V88H210V84H214V86L216 85V84H219L218 82L221 80V78H223L222 76H224V71H226V68L228 67H226V64L229 62V64H230V62H232V60L235 58V55H237V53L235 54L234 53V50L236 51V49L237 50H240V48H242V47H244L245 46V44L247 43V41H248V39H249V37L251 36V35H253L254 33H256V28H258L257 26H259V25H263L264 24V0H238ZM134 2H135V4H134ZM143 2V5L141 4ZM178 2V3H177ZM230 2V3H229ZM36 3H37V6H36ZM122 3H121V5H122ZM126 3V4H125ZM156 3V4H155ZM209 3L207 4V6H209ZM221 3H225V4H221ZM231 3H232V5H231ZM216 4V5H215ZM241 4H240V6H241ZM30 5V6H29ZM35 5V6H34ZM127 5V6H126ZM142 6V8H140L141 6ZM204 5V6H203ZM212 5H210V6H212ZM221 5V6H220ZM23 6V5H22ZM32 6H34V9H32L33 7ZM61 6H63V5H61ZM217 6V7H216ZM32 7V8H31ZM122 7V6H121ZM163 7V8H162ZM23 8V7H22ZM132 8V9H131ZM135 8V9H134ZM213 8H215L214 10H216V12L214 13V11H213ZM29 9H31V11H29ZM154 9V10H153ZM244 9V10H245ZM135 10V11H134ZM227 10V11H226ZM245 10V11H246ZM25 11V12H24ZM154 13H153V12ZM112 12V13H113ZM119 12V13H118ZM151 12H152V14H151ZM129 13V14H128ZM219 13V14H218ZM223 13V14H224ZM126 14H128V15H126ZM147 14H148V17H150V16H153V20L155 19V21L156 22H158L159 20L161 21L162 19L164 20H162L161 21V23L163 24V28L160 30V31H156L155 33H153L152 34V36H154V34L157 36H154V37H152V36H150L151 38H152V41H151V39L150 38H148V36L147 35H145V34H143L142 36H141V34H140V36L138 35V33H135L136 32V30L138 29V28H140V30H145L146 31V28H145V25L147 24V19H149V18H147ZM149 14H151L150 16H149ZM215 14H216V16H215ZM10 15H11V17H12V19L11 18H8V16L9 15H7L6 16V19L7 20H9V21H7L8 23H6V24H3V26H2V28L1 29H3L4 28V25L7 27V29H5V31H4V29L3 30H1V32L3 31V33L4 34H6V35H3V33H1L2 34V36H6V38L5 37H3L2 39L4 40L3 41V44L5 43V45H3V46H5L6 47V45H7V47L6 48H3V47H1V53H0V58L1 59H3L4 57H5V55H6V53H4L3 51L6 49H8L7 50V54H8V52L10 51L9 50V46L13 43L12 41H15V39H12V38H14V37H11V33L14 31V28H16L17 26H18V24H16V23H18V21H19V19H17L16 17H17V15H15V14H12V13H10ZM125 15V16H124ZM14 16V17H13ZM16 16V17H15ZM146 16V17H145ZM213 17V18H214ZM14 18H15V20H18V21H15L14 20ZM112 18V19H111ZM118 18V20H116ZM147 18V19H146ZM189 18V19H188ZM143 19H145V20H143ZM190 21H188V20ZM11 20H13V22L15 21V24H16V27H14L13 25H15V24H13L12 22H11ZM114 20V21H113ZM115 20H116V22H115ZM119 20H120V22H119ZM151 20H152V17H151ZM102 21V22H103ZM117 21H118V23H117ZM155 21H152L153 23L155 22ZM167 23H166V22ZM192 21V22H191ZM155 22V23H156ZM186 22V23H185ZM187 22H189V23H187ZM229 22V23H228ZM223 21V24H224V26L223 27H225V24H227V25H229L230 24V21ZM140 23H142L141 25H140ZM146 23V24H145ZM159 23V22H158ZM158 23H156V24H158ZM161 23H159V24H161ZM179 23H181V24H179ZM191 23H193V24H191ZM7 24H9V25H7ZM78 24V23H77ZM81 24V25H80ZM101 24H103V23H101ZM145 24V25H144ZM185 24V25H184ZM223 24H221V26L223 25ZM259 24V25H258ZM11 25H12V27H11ZM142 25H144L143 27H142ZM166 25L168 26V27H166ZM226 25V26H227ZM8 26H10V28L11 29H9L8 28ZM81 26V27H80ZM165 26V27H164ZM177 26V27H176ZM14 27V28H13ZM102 27V26H101ZM110 27H111V29H110ZM142 27V28H141ZM146 27H148V25L146 26ZM13 28V29H12ZM74 28H76V29H74ZM107 28V27H106ZM166 28H167V30H166ZM175 28V29H174ZM136 29V30H135ZM6 30H7V32L9 31V32H11V33H7L6 32ZM164 30V31H163ZM166 30V31H165ZM70 31H72V32H70ZM6 32V33H5ZM134 34H133V33ZM142 32H144V31H142ZM164 32V33H163ZM32 33V32H31ZM166 33V34H165ZM1 34H0V36H1ZM9 36H8V35ZM67 34H69V35H67ZM135 36V39H134V36ZM126 35H127V37H126ZM131 35L133 36V38L131 37ZM137 35V36H136ZM7 36L9 37L8 39H7ZM13 36V35H12ZM139 36V37H138ZM143 36H147V38H145V37H143ZM168 36V37H167ZM128 37H130V38H128ZM138 37V38H137ZM204 37V39H202ZM203 37H201V39H200V45H197V47L198 48H195L194 50L195 51H202V50H204L205 48H206V46H207V38H206V36H203ZM236 37V38H237ZM128 38V39H127ZM169 38V39H168ZM121 40V42H120V40ZM132 39V40H131ZM162 39V40H161ZM206 39V40H205ZM264 39V38H263ZM8 40H11L10 42H12V43H9V41ZM130 40V41H129ZM5 41H8L7 43H9V44H6V42ZM124 41H125V43H124ZM155 41H156V43H155ZM207 41V42H206ZM263 41V40H262ZM261 41V43L259 42V44L257 45V47H256V50H255V52H254V56H253V58L251 59V61H250V65H251V67H253V66H255L256 65V60L257 59H260V58H262V57H264V41L262 42ZM54 42V41H53ZM53 42H52V44H53ZM113 42V44H117L118 42V47H116V46H114V45H112L111 43ZM130 42V43H129ZM160 42H161V44H160ZM203 42H206V43H203ZM70 43V44H69ZM120 43H122L123 44V46H121L120 45ZM128 43V44H127ZM164 43V44H163ZM54 44V45H55ZM59 44V45H60ZM68 44V45H67ZM109 44H111L112 46V52H111V54L112 55H114V54H116V53H114L115 52V49L116 48H119V47H121V49H116L117 50V54L118 55H123L124 56V54H127V56H129V54L130 55H136L135 57H134V66L132 67H130V71H128L129 73V75L127 76V77H129L128 79L129 80H127L126 82H124V84H126V85H124V84H119L118 86H117V88H115L113 91H116V94L114 93V92H112V94H115V95H113V98L111 99V98H107L108 100H110V101H108V102H106L107 101V99H104V100H102V98L101 99H99V100H101V101H98L97 102V100H93L94 102H92V104H90L89 103V101H87L86 103L85 102H78V103H80L81 104V106L79 107L78 105V103L77 102H74L77 98H75V100L73 101L74 102V104L72 103V102H70L69 100V97L67 98V94L70 96V95H72V91H75L74 92V94L73 95H75V93H77L76 92V90L78 91L82 86H83V84H81V86L80 85H78V84H80V82H82L83 80V83L85 84V83H87V79L89 78V80H88V82L91 80V77L93 76H95V75H97L96 74V72L97 71H99L98 69H96V67H97V65L98 66H100V68L102 69V65L101 64H103V65H106V64H108V65H110L112 62H111V60H113V58L112 57H114V56H105V57H111L112 59L110 60V58H105L104 56H102V57H104V59H101L100 57H101V55H102V50L104 49H106V48H109L108 47V45ZM158 44V45H157ZM52 46V47H55L54 48V52H55V49H56V46ZM95 45H97V46H95ZM206 45V46H205ZM244 45V46H243ZM67 46H71V48L70 47H67ZM113 46H114V49H113ZM125 46V47H124ZM57 47H58V45H57ZM66 47V48H65ZM102 47H105V48H103L102 49ZM63 48H65V49H63ZM68 48V52H66V49ZM122 48H124V49H122ZM156 48V49H157ZM4 49V50H3ZM69 49L73 52V53H71L70 51H69ZM65 50V51H64ZM113 50H114V52H113ZM120 50H122L121 52L123 53V54H121V52H120ZM58 51H57V54H55L54 53V55H62V52L60 53V54H58ZM135 51H136V53H135ZM99 52L101 53V55L99 54ZM4 53V54H3ZM92 53V54H91ZM138 53V54H137ZM233 53H234V55H233ZM10 54V53H9ZM8 54V55H9ZM117 54L115 55V56H117ZM152 54V55H151ZM211 54V53H210ZM3 55V56H2ZM86 55V56H85ZM100 55V56H99ZM7 56V55H6ZM75 56H76V54H75ZM89 56V57H88ZM126 56V55H125ZM150 56H152V57H150ZM3 57V58H2ZM77 57V56H76ZM91 57V58H90ZM97 57V58H96ZM99 57V58H98ZM234 57V58H233ZM115 58V57H114ZM137 60H136V59ZM151 58H153V59H151ZM151 59V60H150ZM148 60V61H147ZM168 60V59H167ZM166 60V61H167ZM14 60H10L9 62L11 63V62H13ZM114 61V60H113ZM183 62H181L179 65H177V67H173L172 68V70H171V72H172V74H171V72H170V74L172 75V76H174V74L175 75H177V73H179V72H177V71H179L180 69H188L189 68V66H190V62H189V60L187 61V59H183L182 60ZM208 61V62H207ZM187 62V63H186ZM255 62V63H254ZM144 63H146V64H144ZM183 63V64H182ZM208 64V65H206V64ZM216 63H217V65H216ZM183 65V66H180V65ZM188 64V65H187ZM214 64V69H211V75H209V77H205V81L203 82V83H201V81L202 80H204V78L201 80H199V77L201 76L202 77V75H203V73H204V69L206 70V69H209V68H213V65ZM229 64H227V65H229ZM107 65V66H108ZM133 65V64H132ZM142 65H144V67L142 66ZM187 65V66H186ZM210 65V66H209ZM176 66V65H175ZM180 66V67H179ZM209 66V67H208ZM212 66V67H211ZM67 67V68H68ZM143 67V68H142ZM183 67V68H182ZM226 67V68H225ZM64 68H66V67H64ZM97 68H99V67H97ZM99 68V69H100ZM96 69V70H95ZM143 69V70H142ZM198 69V70H197ZM200 69H202V71L200 70ZM225 69V70H224ZM92 70V71H91ZM95 70V71H94ZM140 70L141 71H143L142 73H140ZM201 72H202V74H201ZM93 73H95V74H93ZM85 74V75H84ZM74 75V76H73ZM82 75V76H81ZM84 75V76H83ZM197 75H200V76H197ZM80 76V77H79ZM137 76V77H136ZM71 77V78H70ZM78 77V78H77ZM93 77H92V79H93ZM96 77V76H95ZM77 80H76V79ZM85 78V79H84ZM209 78H211V80H212V82H211V80L209 79ZM82 79V80H81ZM194 81H193V80ZM243 79H244V75H241L239 78H237L236 80H233V81H231L230 82V85H229V89H232V88H235V87H238L239 85H240V82H243ZM28 79H26V80H24V81H22L23 83H21L22 85L27 81ZM70 80H71V82H70ZM130 80H132V81H130ZM77 82V84L76 85H78V86H76V88L74 87V85H75V83ZM86 81V82H85ZM193 81V82H192ZM197 81V82H196ZM128 82V83H127ZM192 82V83H191ZM196 82V83H195ZM27 83H29L28 81H27ZM68 83V84H67ZM71 83V84H70ZM74 83V84H73ZM195 84V86H194V84ZM67 84V85H66ZM69 84H70V86H69ZM189 84V85H188ZM193 84V85H192ZM27 86H28V84H26ZM22 86V87H26V88H22V90H20V92L21 93H23L24 95H25V92H24V90L26 91V93H27V86ZM50 85V86H49ZM62 85H65L66 86V88H67V91H66V88H64ZM73 85V86H72ZM199 85V86H198ZM56 86V87H55ZM62 86V87H61ZM68 86V87H67ZM72 86V87H71ZM126 86V87H125ZM194 86V87H193ZM213 85L211 86V87H214ZM70 87V88H69ZM133 87H136V88H133ZM51 90H50V89ZM54 88H58V90H56L55 91V89ZM74 88H75V90H74ZM77 88H79V89H77ZM118 88H119V90H118ZM127 88H130L129 90H128V92L126 93V89ZM132 88V89H131ZM145 88V89H144ZM21 89V88H20ZM43 89V90H42ZM46 89V90H45ZM52 89H53V91H52ZM210 89V90H209ZM62 90V91H61ZM63 90H65L66 91V93L65 92H63ZM125 90V91H124ZM143 90H144V92H143ZM54 91L56 92V94L54 95ZM209 91V92H208ZM31 92V93H32ZM60 93V94H62L63 93V95L65 96V98L63 97V95H62V97L63 98H61V99H63L65 102H67V103H65L64 101H61V100H58V101H56V98H54L56 95H57V93ZM118 92H120V93H118ZM140 92H142V93H145V94H143V96H142V93H140ZM227 92H228V90H227ZM118 93V94H117ZM146 93H147V98H146ZM148 93L150 94V96H148ZM23 94H21V96L23 95ZM53 94V95H52ZM66 94V95H65ZM78 94V93H77ZM77 94H76V96H77ZM120 94V95H119ZM122 94V95H121ZM124 94V95H123ZM23 95V96H24ZM73 95H72V97H73ZM116 95H118V96H116ZM145 95V96H144ZM208 95V96H207ZM54 96V97H53ZM76 96H74V97H76ZM110 96H112V95H110ZM109 96V97H110ZM123 96V97H122ZM144 97L143 99H142V97ZM39 97V98H38ZM55 99L54 100V102L56 101V102H58L57 104H56V102H55V104H54V102H51V101H53V100H50V99H53V98ZM57 98H58V96H56ZM73 97V98H74ZM122 97V98H121ZM208 97V98H207ZM32 98V99H31ZM71 98V97H70ZM119 98V99H118ZM217 98H219V99H217ZM225 98L223 99V100H225ZM30 99V100H29ZM42 99V100H41ZM58 99H60V98H58ZM68 99V100H67ZM25 100H29L28 102L27 101H25ZM67 100V101H66ZM78 100V99H77ZM156 100V99H155ZM23 101V102H22ZM59 101H61L62 103H65L66 104V106H70L71 105V103L73 104L72 105V109H73V107L75 106V104L77 103V105L75 106V108L73 109L74 111H75V114H74V112H73V114L75 115H73V117L71 116V119H70V121L68 120H66L68 117H70L69 115H71V113L70 114H68V116H66L65 115V113H63L62 114V109H63V107H65V106H63V105H61L60 103H59ZM119 101V102H118ZM169 101H171V102H169ZM215 101V102H214ZM222 101V100H221ZM221 101H219L218 103H221ZM91 102V101H90ZM103 102L101 103V105H103ZM106 102V103H105ZM115 102V103H114ZM163 102V103H162ZM176 102V103H175ZM27 103V104H26ZM100 103H99V105H100ZM162 103V104H161ZM202 103V104H201ZM216 103V104H215ZM16 104H17V106H16ZM52 104H54V105H52ZM70 104V105H69ZM88 106H87V105ZM110 104V105H109ZM12 105H14V106H16V107H14V106H12ZM57 105H60L59 106V109H57V110H61V114H62V116L60 115V111H57L56 110V108H58V106ZM82 105H83V107H82ZM84 105H86L85 106V108H84ZM105 105V106H106ZM53 106V107H52ZM62 106V107H61ZM78 106V107H77ZM94 106H92V107H94ZM1 107H3V110H2V108ZM13 107V108H12ZM43 108V107H45L43 110H41L40 108ZM48 107V108H47ZM56 107V108H55ZM53 108V109H52ZM62 108V109H61ZM66 108V107H65ZM77 108H80V110H82L81 112H82V115H80V110H78ZM87 108V109H86ZM12 109V110H11ZM52 109V110H51ZM10 110H11V112H10ZM48 113V112H50V110L51 111H53L54 112V110H55V112L53 113V112H50L49 114H44V112L45 111ZM77 110H78V112H79V114L78 115H80L79 117L81 118H79L77 115H76V113H78L77 112ZM86 112H85V111ZM156 110H157V108H156ZM176 110H177V108H176ZM44 111V112H43ZM13 112H14V114H13ZM41 112L46 116V119H45V122H46V124L44 125V121H43V125L44 126H42L40 123V125L38 124V120H39V116L41 115ZM45 112V113H46ZM57 112V113H56ZM174 112V113H173ZM3 112H1V114H2ZM21 113V114H20ZM38 113L40 114L39 116H38ZM58 114L59 113V117H55V120L58 122H56V121H54L55 123H57V125L53 122V125H52V121H53V116L54 115H52V114ZM1 114H0V116H1ZM7 114H10V115H7ZM16 114V115H15ZM36 114V115H35ZM51 114V115H50ZM84 114L85 115H87L88 114V118L86 117V116H84ZM198 114V115H197ZM2 115V116H3ZM31 115V116H30ZM93 115V114H92ZM30 116V117H29ZM38 116V117H37ZM56 116V115H55ZM65 116V117H64ZM85 118H84V117ZM153 116H157V119H156V121L154 122V121H152V117ZM197 116H198V119H197ZM35 117L36 118H38V120L37 121H34V119H35ZM49 117H50V119L52 118V121L49 119ZM67 117V118H66ZM159 117V118H158ZM163 117H164V119H163ZM29 118V119H28ZM47 118H48V120H47ZM63 120H62V119ZM65 118V119H64ZM28 119V120H27ZM58 119H60V120H58ZM74 119V120H73ZM26 120H27V122L30 120V122H26ZM32 120V121H31ZM36 120V119H35ZM47 120V121H46ZM50 120V121H49ZM73 120V121H72ZM77 120V121H76ZM85 120V121H84ZM197 120V121H196ZM14 121V122H13ZM59 121L61 122L60 124H59ZM67 123H66V122ZM189 121V122H188ZM193 121V122H192ZM27 124H26V123ZM33 122V123H32ZM36 122V123H35ZM63 122V123H62ZM68 122H69V124H68ZM163 122H165V124H163ZM260 122V121H259ZM258 122V123H259ZM13 123V124H12ZM22 123V124H21ZM26 125H25V124ZM42 123V122H41ZM49 123H51V124H49ZM55 124V125H54ZM72 124V125H71ZM81 124V125H80ZM163 124V125H162ZM25 125V126H24ZM34 125V126H33ZM36 125L37 126H40V127H37V129H42L41 130V132H42V137H41V132H40V134H38V132L40 131V130H37L36 129ZM59 125V126H58ZM65 125H67V127H65ZM21 126H24V127H28L27 129L28 130H26L27 132H25V133H22L23 135H25L26 133V135H25V139H24V136L21 134V129L22 128H24V127H21ZM31 127H32V129L34 130V131H31L32 129H31ZM42 127V128H41ZM69 127V128H68ZM70 127H73V128H71V130H69L70 129ZM61 128V129H60ZM156 128V129H155ZM12 129V130H11ZM31 129V130H30ZM153 129H155V130H153ZM31 132H30V131ZM55 130V131H54ZM57 130V131H56ZM64 130V131H63ZM153 130V133H154V136H152V131ZM1 131H3V133L1 132ZM21 134L20 136H18L17 134H19L18 132ZM15 132H16V134H15ZM48 132V133H47ZM1 134H3V135H1ZM51 134V136H49ZM64 134V133H63ZM175 134V135H174ZM16 135L18 136V138L16 137ZM28 135H29V137H28ZM37 136V140H39V141H33L32 143L31 142H29L28 143V141H29V139H31L33 136ZM38 135H40V137L38 136ZM145 135V136H144ZM38 137L40 138V139H38ZM11 139V140H10ZM19 139H20V141H19ZM23 139V140H22ZM46 139V138H45ZM91 139H92V137H91ZM185 139V140H184ZM187 139V140H186ZM193 139H196V140H200V136H198V135H195L194 137H193ZM25 140H27L26 142H25ZM41 140V141H40ZM158 140V139H157ZM163 140V141H164ZM16 141H18V142H16ZM121 140H119V139H117V142H120ZM149 141V142H150ZM183 141H187V143H184ZM35 142H37V143H35ZM91 142V140L89 141V143ZM145 142V141H144ZM155 142H157V141H155ZM182 142V143H181ZM25 143H27L28 145L27 146H29V147H27V146H25L26 144ZM89 143H87V144H89ZM11 144V145H10ZM31 144V145H30ZM37 144V145H36ZM166 144V145H165ZM182 144H183V153L184 154H186L187 156H188V159L186 160V161H184V163H181V164H176V165H174V164H172L171 165V162L173 161V159H172V157H174L175 155H173V154H176V151L178 150V148L180 147V146H182ZM261 144H262V146H261ZM261 144H259L258 146H256L258 149L257 150H255L256 149V147H255V149H254V151L256 152H252V157L255 155V156H257V157H263L264 156V143L263 142H261ZM17 145V146H16ZM85 146V148L88 146V145H84ZM83 146V147H84ZM133 147H136V146H134V145H132ZM132 146L130 147V151H134V149H136V148H132ZM156 145H154L153 146V149L154 148H156V149H159V147L157 148V147H155ZM167 146V147H166ZM259 146H261V147H259ZM83 147H81L82 149H85V148H83ZM163 147V148H162ZM166 148V149H165ZM11 149V150H10ZM31 149H33V148H31ZM163 149H164V151H163ZM27 150V151H26ZM174 150H176V151H174ZM253 151V150H252ZM166 152V153H165ZM175 152V153H174ZM214 152V153H213ZM164 153V154H163ZM255 153V154H254ZM12 156H11V155ZM254 154V155H253ZM164 155V156H163ZM197 156V157H196ZM203 156H205V157H203ZM16 157L18 158V160L16 159ZM91 157V158H90ZM90 158V159H89ZM94 158V160H92ZM171 158V159H170ZM175 158V157H174ZM191 159H192V161H191ZM89 160H92V161H89ZM254 160V159H253ZM13 161V162H12ZM86 161H88V162H86ZM96 161V162H95ZM190 161V162H189ZM92 162H94L93 164H94V166H92L93 164H92ZM185 162H187V163H185ZM97 163V164H96ZM162 163V164H161ZM65 164V162H63L62 164H60V167H64V166H61V165H64ZM92 166H90V165ZM11 165V166H12ZM90 167H89V166ZM95 165H97V169L95 168L96 166ZM81 166L83 167V168H81ZM84 166L86 167V168H84ZM187 166V167H186ZM245 166V167H244ZM89 167V168H88ZM241 167H243V168H241ZM91 168V172H89L88 170ZM4 169V170H5ZM82 169V170H81ZM87 172H84V170ZM94 169V170H93ZM150 169V170H149ZM146 170H147V172H146ZM227 170V171H228ZM83 173H82V172ZM142 171H143V173H142ZM171 171V172H170ZM149 172V173H148ZM173 172V173H172ZM183 173V174H182ZM151 174V175H150ZM76 177H75V176ZM85 175V176H84ZM22 176V175H21ZM169 177H171V178H169ZM20 178V177H19ZM22 178V177H21ZM21 178L19 179L21 182H23L22 183V186H23V188H25V186L27 185H23V184H25V180L26 179H23L24 178V176H23V178H22V180H21ZM67 180H66V179ZM69 178V179H68ZM63 179H65V183L67 184V182L66 181H69L68 183L70 184V186L68 187V188H66V184L64 183V180ZM173 179V180H172ZM59 180H61V182H59ZM63 180V181H62ZM79 182H78V181ZM105 180H107V181H105ZM40 182H37L36 180L35 181H32V182H34V183H32L33 185H35L36 186V184L38 183L39 185L41 184V181L42 180H39ZM57 181H58V183H57ZM105 181V182H104ZM178 181V182H177ZM182 181H184V179H182ZM37 182V183H36ZM63 182V183H62ZM78 182V183H77ZM81 182V183H80ZM83 182H84V184H83ZM85 182L86 183H88V184H85ZM6 183V182H5ZM26 183H28V182H26ZM59 183H62V186H61V184H59ZM163 183V184H162ZM236 183V184H235ZM240 183H241V181H240ZM31 184V181L28 183V188L30 187V188H32V187H35V186H33ZM37 184V185H38ZM101 184H103V186L101 185ZM235 184V185H234ZM65 185V188L63 187ZM124 186V187H123ZM164 186V187H163ZM236 186V187H235ZM27 187V186H26ZM37 187V186H36ZM90 187V188H91ZM94 187V186H93ZM102 187H103V189H102ZM30 188L29 189H27V190H30ZM63 188L66 190H63ZM150 188L153 190H151L150 191ZM236 188V189H235ZM68 189H69V191H68ZM102 189V190H101ZM22 190H24V189H22ZM26 190V189H25ZM63 190V191H62ZM107 191V192H106ZM228 191V192H229ZM235 191V192H236ZM16 192V191H15ZM15 192H14V194L12 193V192H10V193H12L13 195H15ZM59 192H61V193H59ZM101 192V193H100ZM150 192V193H149ZM175 192V193H174ZM57 193V194H56ZM12 194H7V195H9V196H7L6 195V197H8L7 199H9L10 198V196H12ZM35 194V197L33 196ZM34 194H32L31 196L33 197V198H31V196L30 195H28L29 197V199L28 200H26V202H25V204L27 205V206H25V205H23V207H22V210L24 211V210H26L29 206L30 207H32L31 206V204H32V201L31 200H33L34 198H36L40 193L38 192L37 194L36 193H34ZM42 194V193H41ZM71 194V193H70ZM69 193H68V195H70ZM149 194H151V195H149ZM176 194V195H175ZM62 195V196H61ZM67 195V196H68ZM149 195V196H148ZM40 196V195H39ZM38 196V197H39ZM47 196H49L48 194H47ZM47 196H45L44 194H42L41 195V197L43 198L44 197V199H42V198H38V201H39V203L38 202H36V201H33L34 203H38V204H40L39 205V207L41 208L43 205L42 204H45V203H43L44 202V200L46 201V198H49V197H47ZM71 196V195H70ZM6 197L5 196H3V198H2V200H4V199H6ZM52 197V198H51ZM60 197V198H59ZM190 198V199H189ZM192 198V199H191ZM1 199V198H0ZM6 199V200H7ZM39 199H41V202H40V200ZM57 199V201H59ZM1 200V201H2ZM55 200H53L54 202H56ZM214 200V201H213ZM43 201V202H42ZM99 201V202H98ZM110 201V202H109ZM31 203V204H30ZM70 203V204H69ZM100 203V204H99ZM109 203V204H108ZM28 204H29V206H28ZM36 204H34V207L33 208H28L26 211H24V213L26 212L27 214L29 213V212H31L30 214H32V212H36V211H34L33 209L35 208V210L37 209V207H38V204L36 205ZM192 208V207H194L195 206V208H193V209H191V211L189 210L190 209V207H189V209H187V208H185V207H188V205ZM33 205V204H32ZM74 207H73V206ZM210 205V206H211ZM72 206V207H71ZM178 206V207H177ZM209 206V207H210ZM26 207V208H25ZM92 207H95V208H92ZM99 209H98V208ZM25 208V209H24ZM71 208V209H70ZM199 208V209H198ZM30 209V210H29ZM101 209V210H100ZM197 209V210H196ZM205 209V210H204ZM21 210V212H23ZM89 210V211H90ZM187 211H189V212H187ZM193 211V212H192ZM197 211H199L198 213H197ZM68 212H69V214H68ZM105 212V213H104ZM110 212H113L115 215H112L113 217H112V219H111V223L112 224H110V226L108 225V227H105V228H109L110 227V229H107V231H105V229L103 228H101L100 230L99 229H97V230H95V231H97V233L94 231V238H95V240H96V242L95 243H77L76 242V239H74L73 237L74 236H71L72 234L73 235H75V234H77V229H78V227L79 226H81L82 227V225H86V223L87 222H93V221H95V223L96 222H99V220L101 221L107 214H109ZM86 213L88 214V215H86ZM193 213V214H192ZM79 216H78V215ZM94 214H95V216H94ZM97 214V215H96ZM100 216H99V215ZM101 214H103V215H105V216H101ZM198 214V215H197ZM199 214H201V215H199ZM85 215V216H84ZM194 215V216H193ZM203 215H205L203 218H199L200 219V221H199V219H197L196 220V222H200V223H202V224H204V220H206L205 218H207V216H206V213L204 212V214ZM92 216V217H91ZM196 216V217H195ZM78 217H80V218H78ZM99 217V218H98ZM120 217V218H119ZM189 217V218H188ZM91 218H95V219H91ZM97 218L99 219V220H97ZM123 218H125V219H123ZM74 219V220H73ZM120 219V220H119ZM189 219V220H188ZM77 220H79V221H77ZM116 222H115V221ZM123 220V221H122ZM203 222H202V221ZM119 221V222H118ZM72 222V223H71ZM189 224H188V223ZM264 221L263 220H260L259 222H258V224H255L254 226H248L238 237H236L234 240H232L231 241V243H227L228 244V246H227V248L225 249V250H223L219 255V258H218V260H219V262H218V264H250V263H252L253 264V262H257V261H262V259L264 258L263 256H264V244H263V247L259 250V252L257 253V255L256 256H252L251 255V251L254 249V248H256V247H258V245H259V243H260V241L262 240L261 238L263 237L262 236V232H263V235H264V226H263V223ZM68 223H70L71 225H69ZM13 225L12 226H17L16 228H18L19 226H21V225H19V224H17V223H15V222H13L12 223ZM16 224V225H15ZM88 225L90 224V223H87ZM261 224H262V227H261ZM61 225H63L62 227H61ZM84 225V226H85ZM189 225V226H188ZM199 225V224H198ZM6 226H8L9 228H11V224L9 223L8 225H6ZM6 226H5V228H6ZM65 226V227H64ZM7 227V228H8ZM68 227V228H67ZM77 227V228H76ZM80 227V228H81ZM188 227H190V228H188ZM192 227V228H191ZM196 228V229H194L193 230V228ZM12 228H14V227H12ZM11 228V229H12ZM15 228V229H16ZM62 228V229H61ZM74 228L76 229V232H75V234H74V232H73V230H74ZM1 229H3L2 227H1ZM64 229V230H63ZM189 229V230H188ZM223 229H225V228H223ZM223 229H220L216 234H215V237H218L219 239H223V237H225L224 235L226 234H224L223 232H222V230ZM13 230V229H12ZM79 230V229H78ZM104 230V231H103ZM99 231V232H98ZM118 231V232H117ZM56 232L58 233V234H56ZM73 232V233H72ZM221 233H223V235L221 234ZM53 234H55L54 236H53V238L51 237ZM67 234V235H66ZM98 234V235H97ZM143 235V236H142ZM227 235H228V233H227ZM98 238H97V237ZM192 236V237H191ZM221 236V237H220ZM75 237L76 238H78V234L77 235H75ZM191 237V238H190ZM50 238L52 239V240H50ZM72 241H71V240ZM100 241H99V240ZM190 239V240H189ZM63 241V242H61V241ZM74 240V241H73ZM186 240V241H185ZM57 241H58V243H57ZM60 241V242H59ZM78 241V240H77ZM136 241V242H135ZM209 239H207V240H205V242H204V244L199 248V253H203L204 254V250H206L207 248H208V245H209ZM55 242V243H54ZM76 242V243H75ZM132 244H131V243ZM178 242H180V243H178ZM50 243V244H49ZM58 244L59 245V249H58V251H57V254H53V253H49V251H50V249H51V247H53L55 244ZM126 243V244H125ZM185 243H183V244H185ZM54 244V245H53ZM55 245V246H58V245ZM64 244V245H63ZM84 244V245H83ZM87 244H89V245H87ZM90 244H93V245H90ZM226 244V245H227ZM49 245H51V247L49 246ZM67 245V246H66ZM80 245V246H79ZM82 245V246H81ZM122 245V246H121ZM133 245V246H132ZM62 246H65V247H67V248H65V247H62ZM85 246V247H84ZM93 246V247H94ZM124 246V247H123ZM119 247V248H118ZM166 247H168V248H166ZM175 247H177V248H175ZM44 248V249H43ZM112 248V249H111ZM121 248V249H120ZM155 248V249H154ZM162 248H163V250H162ZM166 248V249H165ZM41 249H43V250H41ZM46 249H48V251H45ZM64 249V250H63ZM131 251H130V250ZM144 249V250H143ZM165 249V250H164ZM29 251H31L30 249H28ZM28 250H26V251H28ZM63 250V251H62ZM66 250V251H65ZM156 250V251H155ZM167 250V251H166ZM24 252V253H27V252ZM59 251H61L62 252V254H61V252H59ZM135 251H137V252H135ZM166 253H165V252ZM201 251V252H200ZM225 251V252H224ZM46 252V253H45ZM84 252V253H83ZM157 252V253H156ZM23 253V254H24ZM40 253H42V255L40 254ZM110 253V254H109ZM77 254V255H76ZM108 254V255H107ZM132 254V255H131ZM138 254V255H137ZM140 254V255H139ZM143 254V255H144ZM9 255V253H5L4 254V258H6L7 256ZM53 255V256H52ZM61 255V256H60ZM131 255V256H130ZM134 255V256H133ZM143 255H141V256H143ZM201 255V254H200ZM58 256V257H57ZM75 256V257H74ZM79 256V258H77ZM166 256H167V258H166ZM260 256V257H259ZM9 257H10V255H9ZM9 257H7V258H9ZM12 257V256H11ZM50 257H52V258H50ZM56 258V260H55V258ZM131 257V258H130ZM133 257V258H132ZM168 257H170L169 258V260H168ZM263 257V258H262ZM61 258V259H60ZM141 258H143V257H141ZM127 259V260H126ZM171 259V260H170ZM57 260H59L60 262H58ZM62 260V261H61ZM105 260H103V262L105 261ZM106 260V261H107ZM51 261V262H50ZM69 261V262H68ZM73 261V262H72ZM107 261V262H108ZM127 261V262H126ZM169 261V262H168ZM56 262V263H55ZM106 262V263H107ZM110 262V261H109ZM109 262L107 263V264H109ZM165 262V263H164ZM105 263V262H104ZM105 263V264H106ZM137 263V264H138ZM201 264H206V263H201Z\"/></svg>",
    "mask_w": 264,
    "mask_h": 264
}]
</instances>
